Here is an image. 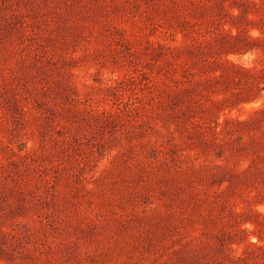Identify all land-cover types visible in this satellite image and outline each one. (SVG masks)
Returning a JSON list of instances; mask_svg holds the SVG:
<instances>
[{"label":"rangeland","instance_id":"obj_1","mask_svg":"<svg viewBox=\"0 0 264 264\" xmlns=\"http://www.w3.org/2000/svg\"><path fill=\"white\" fill-rule=\"evenodd\" d=\"M0 264H264V0H0Z\"/></svg>","mask_w":264,"mask_h":264}]
</instances>
